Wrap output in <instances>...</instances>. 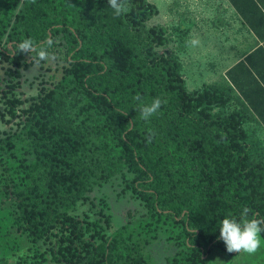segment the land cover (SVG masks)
Wrapping results in <instances>:
<instances>
[{
    "label": "trees",
    "instance_id": "trees-1",
    "mask_svg": "<svg viewBox=\"0 0 264 264\" xmlns=\"http://www.w3.org/2000/svg\"><path fill=\"white\" fill-rule=\"evenodd\" d=\"M227 1L256 32L238 0ZM128 5L117 17L107 0H0V53L16 77L49 39L48 51L66 64L62 80L21 109V130L9 144L4 163L16 222L33 243L54 238L63 264H147L128 223L105 234L99 221L71 214L87 193L128 172V188L148 208L146 225L180 229L187 262L206 264L214 250L236 256L219 238L220 221L239 220L244 207L248 218L264 219V162L251 159L243 128L248 119L264 127V48L228 68L223 86L188 92L178 60L156 51L166 33L146 24L155 7ZM25 38L36 50L18 48ZM137 94L144 104L166 103L145 121ZM231 98L239 111L213 113ZM4 103L15 117L21 100L11 95Z\"/></svg>",
    "mask_w": 264,
    "mask_h": 264
},
{
    "label": "rangeland",
    "instance_id": "rangeland-1",
    "mask_svg": "<svg viewBox=\"0 0 264 264\" xmlns=\"http://www.w3.org/2000/svg\"><path fill=\"white\" fill-rule=\"evenodd\" d=\"M157 13L147 21V26H160L165 30L166 41L157 47L158 53L175 57L188 92L201 90L205 85L225 83V71L251 45V36L239 21L226 0H146ZM197 39L196 46L191 40ZM55 60H38L16 77L15 69L0 53V264H63L57 260L54 238L38 243L31 242L16 222L14 197L5 171V158L14 148L21 130L19 114L27 108L31 98L41 88H51L62 80L65 62L62 53ZM15 73V74H14ZM12 90V92H10ZM21 100L12 117L5 108L8 96ZM66 103L75 118L74 100ZM236 99L214 114L226 116L239 111ZM243 128L248 134L249 154L253 161L264 162V127L248 119ZM131 174L124 172L95 188L79 201L71 214L83 221H99L105 234L128 223L131 238L142 248L147 264H190L180 229L150 222L148 208L128 188ZM206 264H264V244L254 255L240 252L227 256L221 250L212 251Z\"/></svg>",
    "mask_w": 264,
    "mask_h": 264
},
{
    "label": "clouds",
    "instance_id": "clouds-1",
    "mask_svg": "<svg viewBox=\"0 0 264 264\" xmlns=\"http://www.w3.org/2000/svg\"><path fill=\"white\" fill-rule=\"evenodd\" d=\"M30 3H35V0H30ZM108 6L113 10L115 16L125 14L129 10L128 0H107ZM54 41L49 39L46 42V47L40 48L37 55L38 60H55L56 57L48 51L53 45ZM191 45L196 46L199 41L197 39L191 40ZM36 45L31 38H25L19 43L18 48L25 54L36 50ZM133 100L141 102L139 107L140 118L147 121L154 114L158 112L163 103L159 97L152 100L150 104H144L142 97L137 94ZM155 133L150 129L148 134V142ZM251 210L248 207L242 209L239 220L236 218H224L220 221L219 238L225 245L228 253H246L248 255L256 254L262 245L261 233H264V219H258L255 216L248 218Z\"/></svg>",
    "mask_w": 264,
    "mask_h": 264
},
{
    "label": "crops",
    "instance_id": "crops-1",
    "mask_svg": "<svg viewBox=\"0 0 264 264\" xmlns=\"http://www.w3.org/2000/svg\"><path fill=\"white\" fill-rule=\"evenodd\" d=\"M237 2L239 4V7L241 8V11L245 12V14L247 15V19L254 23L256 32H253L248 26L243 25L248 34L251 36V45L248 46L245 53H243L241 57L238 58L230 67L243 60L246 55L254 51L256 48H264V40L261 39V37H264V0H253V4H251L248 0H238ZM227 3L239 19V21L242 23V18L228 1ZM254 63L257 68L262 69V66H260V64L256 62Z\"/></svg>",
    "mask_w": 264,
    "mask_h": 264
}]
</instances>
